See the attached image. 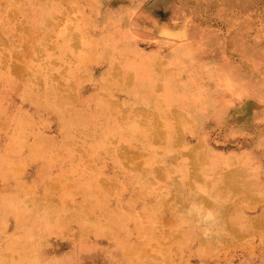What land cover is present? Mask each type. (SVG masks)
<instances>
[{"label": "rangeland", "instance_id": "rangeland-1", "mask_svg": "<svg viewBox=\"0 0 264 264\" xmlns=\"http://www.w3.org/2000/svg\"><path fill=\"white\" fill-rule=\"evenodd\" d=\"M63 4V0H46L53 16ZM87 6L93 8L91 18L95 23L93 32L85 33L84 39L89 42L92 38L96 51L106 49L103 34L111 19L123 14V22L131 30L140 31L134 44L137 50L149 53L148 68L156 81L159 71L172 77L176 84H183L186 98L190 91L203 106L209 104L203 107L208 112H199L200 116H193L188 110L194 108L186 106L184 111L189 116L177 119L171 108H181V100H167L166 104H173L165 111L149 107L144 97L140 99V103L144 102L141 106L156 111L153 116L161 127L164 124L161 129L167 140L165 145L148 144L147 151L137 146L139 164L142 161L143 166L158 168L162 173L140 195L131 196L130 189L134 188L125 180L127 173L122 167H115L114 158L90 156L91 173L83 163L86 153H77V158H73L76 154L67 153L61 142L68 138L77 140L79 134L74 130L64 132L59 112L44 105L39 91L41 84L37 80H44L45 74L66 78L73 62L71 52L78 54L82 47V40L80 44L74 40L82 37L81 29L87 22L81 16L86 18L83 10ZM62 7L60 16L53 18V25L52 21L47 22L42 29L48 31L47 51H31L25 62L21 58L26 74L32 78L15 92L4 77L14 57L4 54L23 51L22 46L15 43L0 50L1 108L12 118L21 109L23 119L35 125L26 131V136L33 140L39 132L47 140L42 150H33L36 155L24 152L30 159L22 161V174L30 177L33 186L25 188L23 194L47 193L41 190V185H45L37 176L39 170L57 175L68 169L84 182L80 185L89 184L88 201L92 190L99 192L91 185L95 176L114 178L116 174V188L112 196L100 193L107 204H30L39 213L49 214L46 221L38 218L36 224H27L31 229L24 225L15 228L12 223L0 221V264H264V216L251 219L264 211V204L248 192L250 186L264 191V0H66ZM27 38L24 35L21 39ZM61 43L69 49L62 50ZM127 54L132 58L133 53ZM18 61L16 56L15 62ZM117 66L119 63L100 62L93 67L85 80L86 93L103 84L102 77L123 103L129 101L128 91L135 89L133 97L143 93L145 87L133 85L132 78L126 84L121 73L116 74ZM132 96L128 103H139ZM221 104L222 108L225 106L223 110L217 108ZM143 120L148 121L147 117ZM12 122L18 126L15 119ZM103 123L99 122L106 125ZM77 126L75 121L72 128ZM99 132L106 131L99 128ZM10 136L0 133V147L7 145ZM191 173L194 177L189 176ZM227 182L247 190L245 203L235 198L228 204L229 193L217 189L224 187L220 184L230 189ZM171 188L180 193L184 202L151 204L157 195L159 199ZM80 189L73 186L64 193L61 186L54 195L71 200L72 196L82 194ZM143 197L152 202L140 204ZM125 199L130 204H115L116 200ZM208 212L216 220L210 236L200 222ZM235 217L241 219L234 221Z\"/></svg>", "mask_w": 264, "mask_h": 264}, {"label": "bare ground", "instance_id": "bare-ground-1", "mask_svg": "<svg viewBox=\"0 0 264 264\" xmlns=\"http://www.w3.org/2000/svg\"><path fill=\"white\" fill-rule=\"evenodd\" d=\"M63 1L65 4L66 0ZM62 6L55 9L56 16H53L55 14L50 13L46 5V0H0V50L4 48V45L8 46L15 43H18L23 49V51H7V54H4V57H14L13 62L9 65L8 73L4 75L12 92L19 90L22 86L30 82L32 75L28 76L25 71L26 64L24 62L26 56L30 55V52L35 50L42 52L47 51L49 38H47L46 32L48 34V31H42V29L45 28L47 22L52 21L51 26L53 25V18L60 16L64 8ZM83 13L86 18L83 16H81V18L87 23L81 29L82 37L79 35L80 37L78 40H74L76 44H80L82 40V47L78 54L71 52L73 62L68 67L66 78H64L63 75L57 77L53 74H45V78L43 77L44 80H37L40 82L39 84H41L39 91L44 96V105L52 111L55 110L59 112L60 126L64 129V132L68 133L69 130H74L76 134H79L77 140L68 138L61 142L67 153L69 155L76 154L73 158L79 156L77 153H86L88 156L87 158L84 157L83 163L88 166L91 173L93 172V165L89 164L90 156L99 159L108 155L114 158L115 167L117 169L118 166L122 167L123 171L127 173L126 175L123 173L125 180L129 183V186L134 188L130 189L131 196L136 194L140 195L142 189H145V186H149L151 183L157 181L162 173L159 172L158 168L151 169L143 166L141 164L142 161L139 164L137 161V146L147 151V148H149L148 144L150 143L165 145L167 142L164 136L165 134L161 129L164 127V124L161 127V122L159 124L157 118L153 116L156 111L141 106L144 102L140 103V99L143 97L146 98L147 101L145 102L151 105L149 106L147 104V106L156 107V110L171 108L169 104H173V102L166 104L167 100H181V108H171L172 113L177 119L182 115H184V117L189 116V112L193 113V116H200V114H198L199 112H208L209 109L206 108L205 110L203 107L209 104L206 103V105L203 106L199 97L191 94L190 91H187V99L184 96L185 88L183 84H176L172 77L165 76L159 71H157L159 76L156 81L150 67L148 68L150 59L147 60L146 57H149V53L137 50L134 44L136 43L135 39L138 38L140 31L131 30L130 27L127 26L128 24L123 22V14L118 15V17H116L117 19L112 18L105 30L106 33L104 32L103 34L102 39L106 41L104 43L108 45L105 48L112 49V53H109L106 49L96 51V44H93V39L90 38L88 40L89 42L86 41L87 39H84L85 33H91L94 30L95 22L94 18H91L93 8L87 6L83 10ZM40 30L44 32L43 36ZM24 35L28 36L25 41L21 39ZM159 42L160 41L157 40V44H159ZM61 48L62 50L69 49L65 43H61ZM128 52L133 53L132 58L127 54ZM115 55L118 56L117 59L119 61H116ZM16 56L19 58L18 62H15ZM21 58L24 60L23 63H21ZM100 62H111V65L119 63L120 67H115L114 71L116 74L118 72L121 73L122 79H125L126 84H128L127 82L132 78L133 85L138 83V85H136L137 87L143 86L146 88L143 90V93H136L134 97L132 96L135 91L134 88V90L127 92L130 94L129 101L132 96V99L139 103L131 105V103H128V100H126L127 103L119 101L112 86L106 82L107 80L103 77V84H97L93 91L86 93L88 90L85 88V80L88 79L87 77L89 76V72L92 71V68H96L97 64ZM0 76L2 75L0 74ZM133 85L132 87H134ZM156 91L161 92L159 93V100L157 98L159 95ZM150 95L155 96V98H151ZM113 96L115 97L113 98ZM212 97L214 98V96ZM151 100H153V103ZM185 100L188 101L184 102ZM247 102L248 101H245V103ZM37 104L38 106L41 105L39 103ZM186 106H191V108L194 109H189V112H186L184 111ZM224 107L222 108V104L217 106L220 110H223ZM252 107H254V104ZM259 108L258 106V108L253 110V113H256ZM5 112L6 110L1 108L0 101V133L3 132L5 135H11L7 145L0 147V221L5 220L7 223H12L15 228H20L24 225L27 229H31L28 228L30 226L27 224H36L38 218L42 221H46V219L49 218V214L47 212L39 213L36 208L29 206L30 204H107L105 199L100 196V193L103 192L108 196H112V191L116 188L114 182V178L118 177L116 174L114 178L113 176H109V178L95 176L93 178L91 185L97 187L99 192L95 193L92 190L93 194L88 198L91 201L93 196L94 200L91 202L87 200V193H89L87 189L90 188L89 184L80 185V183L84 182L79 180L78 177H75L74 174L69 173L68 169H62L57 175H48L46 171L39 170L37 176L40 177L45 185V187L41 185V190L42 192L47 190V193L43 195L40 194V196L33 193L24 195L23 192L25 188L32 187L33 185L31 184L30 177L25 178L22 174V161H24V158L30 159L28 154L30 156L36 155L37 153L33 152L35 148L42 150V146H46L47 140L39 132L33 135V140H30L28 136H26V131L35 125L23 119L21 109L15 112L16 115H14L13 118L9 117ZM262 113H264V111ZM70 114L72 117H70ZM146 117L148 121L146 122L145 120L144 122L143 119ZM229 117H231V115ZM9 118L15 119L18 126L12 122L13 120H8ZM75 121L79 126L72 128ZM102 121H104L103 124L106 125H100L99 122ZM12 126H14V130L10 131ZM176 126H178L177 129L180 128L179 125ZM99 128L104 129L106 132L100 133ZM81 141L84 142L78 146ZM24 152L28 154L26 155ZM47 154H49V152ZM212 154L214 156H219L214 153ZM73 158H71V160ZM215 158L220 159L218 157ZM196 161L197 158L192 161V165H194ZM191 171L194 170L191 169ZM189 176L194 177V173H191ZM226 184L229 185L230 189L223 184H220L224 186L223 188L217 186V189L229 193L228 204L235 198L237 200H243V203L246 202L247 199L243 198L245 194H247L245 193L247 190H243V187L238 189L230 182ZM61 186H63L64 193H66L67 190H71L73 186L81 188L79 192L84 194V196L82 194H77V196H72L71 200H65L66 196L59 198L54 194L57 187L60 188ZM248 190L253 199H260L261 203L264 204V191L261 189L257 190V187L256 191L255 186H250ZM216 195L220 196V194ZM158 197L159 195L156 196V199L154 198L155 202L153 203H151L152 201H150V198L145 199L143 197L144 199L140 201V204L142 202H150L151 204H174L175 201L177 203L184 202L180 198V193L174 188L167 190L159 199ZM129 201V199L116 200L115 204H130ZM238 203L241 204L240 202ZM253 203L254 202H250L249 204ZM263 216L264 211L256 214L251 219H262ZM237 219L240 220L241 218L235 217L234 221Z\"/></svg>", "mask_w": 264, "mask_h": 264}, {"label": "clouds", "instance_id": "clouds-1", "mask_svg": "<svg viewBox=\"0 0 264 264\" xmlns=\"http://www.w3.org/2000/svg\"><path fill=\"white\" fill-rule=\"evenodd\" d=\"M200 222L207 227L208 231L206 232V235L210 236L212 234L211 228L216 223L215 216L211 212L205 213L201 216Z\"/></svg>", "mask_w": 264, "mask_h": 264}]
</instances>
